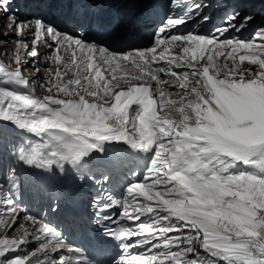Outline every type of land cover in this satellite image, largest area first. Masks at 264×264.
Segmentation results:
<instances>
[{"label": "snow or ice", "instance_id": "obj_1", "mask_svg": "<svg viewBox=\"0 0 264 264\" xmlns=\"http://www.w3.org/2000/svg\"><path fill=\"white\" fill-rule=\"evenodd\" d=\"M21 2L30 17L12 11L14 0H0L11 21L0 43L15 45L4 53L11 64L0 63V120L33 139L8 143L5 163L0 138V226L8 227L0 234V264H95L57 225L27 208L4 224L25 189L58 213L65 194L85 185L93 189L96 222L120 241L113 264H264V21L233 8L213 23L205 11L210 0H164L163 14L151 9L150 42L125 50L114 49L113 39L139 21L132 11L139 0ZM41 47L57 64L71 54L65 71L55 72V88L76 99L34 95L24 71L31 64L39 72ZM245 61L255 68H242ZM125 63L133 70L117 77ZM82 72L89 73L83 81ZM114 142L152 155L121 195L112 183L127 159L106 147ZM21 218L32 227L23 228ZM17 228L19 237L12 235ZM32 241L38 243L28 253ZM96 247L106 250L107 242L97 240Z\"/></svg>", "mask_w": 264, "mask_h": 264}, {"label": "rangeland", "instance_id": "obj_2", "mask_svg": "<svg viewBox=\"0 0 264 264\" xmlns=\"http://www.w3.org/2000/svg\"><path fill=\"white\" fill-rule=\"evenodd\" d=\"M112 1V0H111ZM117 2H120V1H123V0H116ZM141 20V19H140ZM11 21L5 16L4 13H1L0 14V40H3L4 39V33L9 31V29L6 27V25L10 24ZM149 29V28H148ZM133 32H140V30H136V31H133ZM132 32V33H133ZM15 45L12 44V43H7V44H4V43H0V61L4 62V64H11V60H12V56H8V57H5L4 56V53L5 52H8V53H12L13 49H14ZM42 58V56H41ZM25 60H29L30 58L28 57H24ZM41 64L43 65V62H41ZM16 65H12V67H15ZM39 67V72H37L35 70L34 67L31 66V64H29L25 71H24V75L26 76V78H29L30 80H33L34 81V95L36 97H41L42 96V88L40 86H38L36 83H35V80L37 78H41L40 80V84H45V81H44V73H46L45 71V68L44 67ZM37 73H40L41 75L37 77ZM4 139V136L2 137ZM5 141V155H7V151H8V143H17L16 140H13V139H4ZM5 163H7V159H5ZM5 225H8V220H6L4 222ZM20 224L22 225V222L20 221ZM22 229V228H21ZM8 231V227L7 226H0V234L4 233V232H7ZM22 231H20V228H17V230L15 232L12 233L13 236H17L19 237L20 236V233ZM16 233V234H14Z\"/></svg>", "mask_w": 264, "mask_h": 264}, {"label": "bare ground", "instance_id": "obj_3", "mask_svg": "<svg viewBox=\"0 0 264 264\" xmlns=\"http://www.w3.org/2000/svg\"><path fill=\"white\" fill-rule=\"evenodd\" d=\"M141 4H139V5H144L145 3H149V0H141V1H139ZM138 5V6H139ZM217 8H218V6H216ZM26 9H28V12H29V15H31L32 13H31V10H29V7H27L26 6ZM138 13V12H137ZM157 13H161V11L160 10H158L157 11ZM29 17V16H28ZM24 18V17H23ZM152 18H148L147 20L148 21H150ZM139 22H141V20L139 19V21L137 22V24L139 23ZM143 25H138L137 26V28H135V30L134 31H136V30H145V31H147V30H150L154 25L153 24H150V25H147V24H145V23H142ZM149 28V29H148ZM131 35H134V36H136L137 35V33L136 32H133V33H131ZM121 36V39H123L125 36L124 35H120ZM42 49H43V47H41V49H40V51H41V53H42V58H41V62L43 61L42 59L44 58V59H46V55H44V53L46 52V51H44V52H42ZM47 64H48V66H50V63L49 62H47ZM42 64H40L39 66H41ZM123 65H121V67H122ZM125 70H127V68H124ZM45 74V73H44ZM41 74L40 73H37V77L38 76H40ZM44 76V75H43ZM40 80H41V78L39 79V78H37L36 79V81L37 82H40ZM2 124H8L9 125V123H6L5 121H2ZM14 131L18 134V137H19V139L20 140H29V139H31V136H30V134L29 133H27V132H25V131H22V130H20V129H18L16 126H14ZM130 171V166H129V163H127V165H126V167L119 173V179L121 180V181H123L126 177H127V173ZM71 202L73 203L74 202V200H71ZM20 230H21V228H20Z\"/></svg>", "mask_w": 264, "mask_h": 264}, {"label": "trees", "instance_id": "obj_4", "mask_svg": "<svg viewBox=\"0 0 264 264\" xmlns=\"http://www.w3.org/2000/svg\"><path fill=\"white\" fill-rule=\"evenodd\" d=\"M142 23H143V22H139L138 24L136 23L135 26H134L133 28L129 29L128 33L133 32V30H135V28H137L138 25H142ZM120 38H121V36H120V35H117V39H116L117 43H118V41L120 40Z\"/></svg>", "mask_w": 264, "mask_h": 264}, {"label": "water", "instance_id": "obj_5", "mask_svg": "<svg viewBox=\"0 0 264 264\" xmlns=\"http://www.w3.org/2000/svg\"><path fill=\"white\" fill-rule=\"evenodd\" d=\"M153 27L150 29V32H149L150 37H151L152 31H153Z\"/></svg>", "mask_w": 264, "mask_h": 264}]
</instances>
